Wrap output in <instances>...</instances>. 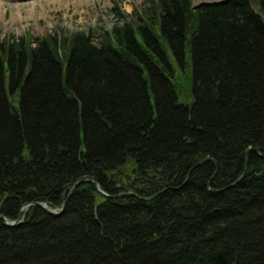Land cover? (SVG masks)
I'll use <instances>...</instances> for the list:
<instances>
[{"label": "trees", "instance_id": "trees-1", "mask_svg": "<svg viewBox=\"0 0 264 264\" xmlns=\"http://www.w3.org/2000/svg\"><path fill=\"white\" fill-rule=\"evenodd\" d=\"M113 13L0 40V264H264V0Z\"/></svg>", "mask_w": 264, "mask_h": 264}, {"label": "rangeland", "instance_id": "rangeland-1", "mask_svg": "<svg viewBox=\"0 0 264 264\" xmlns=\"http://www.w3.org/2000/svg\"><path fill=\"white\" fill-rule=\"evenodd\" d=\"M39 0H0V40L7 37L42 36L62 28L65 32H92L95 38L118 22L114 7L135 18L143 12L147 0H85L80 5L74 0H40L39 6L29 10V3ZM215 0H193V3ZM21 16L12 19V14ZM180 94V93H179ZM186 95L180 101L189 102Z\"/></svg>", "mask_w": 264, "mask_h": 264}, {"label": "water", "instance_id": "water-1", "mask_svg": "<svg viewBox=\"0 0 264 264\" xmlns=\"http://www.w3.org/2000/svg\"><path fill=\"white\" fill-rule=\"evenodd\" d=\"M254 150L257 151L262 157H264V155H263L262 153H260L256 148H255ZM207 159H211V161H214L212 158H207ZM243 175H244V173H243ZM86 178H89V177H88V176H83V177L79 178V179L73 184V186L71 187L68 196L71 194V192L73 191V189H74L76 186H78V184H80L81 181H82L83 179H86ZM94 183H95V185H96V189L98 190V192H100L101 194H106L104 191H102V190L98 187V185H97V183H96L95 181H94ZM123 193H130V192H123ZM66 201H67V199L64 201L63 206H62L59 210H56V209L50 208L49 206L46 205V203H41V206H42V207H43L48 213L53 214V215H59V214L63 211V208H64V206H65V204H66ZM35 203H38V202H35ZM20 220H21V213L18 214L16 220H14V221H12V222H9V221L6 220L5 222H6L7 224H9V225H13V224H17V223H19Z\"/></svg>", "mask_w": 264, "mask_h": 264}, {"label": "bare ground", "instance_id": "bare-ground-1", "mask_svg": "<svg viewBox=\"0 0 264 264\" xmlns=\"http://www.w3.org/2000/svg\"><path fill=\"white\" fill-rule=\"evenodd\" d=\"M83 1H85V0H74V3L77 5V4H81ZM42 3V1H33V2H31V3H29V6H30V8H29V10H33L36 6H39V4H41ZM17 16H21V13L18 11V13H15V14H12V19H15V18H17Z\"/></svg>", "mask_w": 264, "mask_h": 264}]
</instances>
